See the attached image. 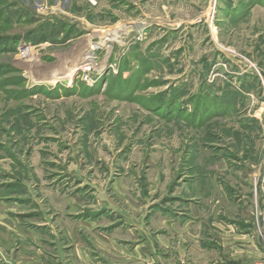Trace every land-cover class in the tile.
<instances>
[{"label": "rangeland", "instance_id": "obj_1", "mask_svg": "<svg viewBox=\"0 0 264 264\" xmlns=\"http://www.w3.org/2000/svg\"><path fill=\"white\" fill-rule=\"evenodd\" d=\"M263 257L264 0H0V264Z\"/></svg>", "mask_w": 264, "mask_h": 264}, {"label": "bare ground", "instance_id": "obj_2", "mask_svg": "<svg viewBox=\"0 0 264 264\" xmlns=\"http://www.w3.org/2000/svg\"><path fill=\"white\" fill-rule=\"evenodd\" d=\"M127 28H120L115 30V35L121 36L127 34ZM116 38L118 39V37ZM115 40H110V43ZM100 44H91L90 40H85L80 43L75 49L68 54L61 66L59 67L61 70L63 78H60L59 81L64 79H71L77 72L84 71L88 72L91 68H100L96 63V54L95 49L100 48ZM107 51L111 49V45L107 47Z\"/></svg>", "mask_w": 264, "mask_h": 264}, {"label": "built area", "instance_id": "obj_3", "mask_svg": "<svg viewBox=\"0 0 264 264\" xmlns=\"http://www.w3.org/2000/svg\"><path fill=\"white\" fill-rule=\"evenodd\" d=\"M182 264H191V263H182ZM254 264H264V257Z\"/></svg>", "mask_w": 264, "mask_h": 264}]
</instances>
